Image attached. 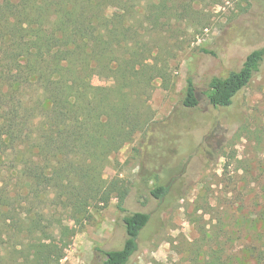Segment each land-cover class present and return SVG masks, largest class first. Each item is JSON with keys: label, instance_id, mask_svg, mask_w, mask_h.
<instances>
[{"label": "trees", "instance_id": "16d2710c", "mask_svg": "<svg viewBox=\"0 0 264 264\" xmlns=\"http://www.w3.org/2000/svg\"><path fill=\"white\" fill-rule=\"evenodd\" d=\"M199 2L0 0V261L59 264L93 208L115 197L125 211L129 187L104 168L152 128L155 82L169 83L172 60L204 16ZM263 60L264 46L203 87L188 77L182 104L231 105ZM146 182L158 199L171 191ZM149 221L147 212L126 214V239L102 250L104 264H128ZM209 249L205 264H238L237 253L264 264V232L236 254Z\"/></svg>", "mask_w": 264, "mask_h": 264}, {"label": "rangeland", "instance_id": "374dc122", "mask_svg": "<svg viewBox=\"0 0 264 264\" xmlns=\"http://www.w3.org/2000/svg\"><path fill=\"white\" fill-rule=\"evenodd\" d=\"M197 6L204 16L172 60L169 83L155 82L152 128L104 168L105 178H121L129 187L125 211L115 197L93 208L73 226L59 264H104L102 250L123 245L122 219L136 211L149 213L150 221L128 264H205L209 246L236 254L264 232V216H257L264 212V60L229 106L181 101L188 77L203 87L214 75L240 69L264 46V0H200ZM150 176L169 185L168 196L151 194ZM237 254L243 257L238 264H250L247 253Z\"/></svg>", "mask_w": 264, "mask_h": 264}]
</instances>
